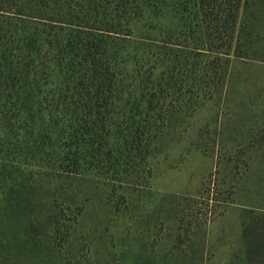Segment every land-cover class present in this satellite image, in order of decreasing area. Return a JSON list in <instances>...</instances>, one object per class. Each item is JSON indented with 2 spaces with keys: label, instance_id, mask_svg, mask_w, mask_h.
Instances as JSON below:
<instances>
[{
  "label": "rangeland",
  "instance_id": "obj_1",
  "mask_svg": "<svg viewBox=\"0 0 264 264\" xmlns=\"http://www.w3.org/2000/svg\"><path fill=\"white\" fill-rule=\"evenodd\" d=\"M137 3L144 181L0 159V264H264V0L241 1L227 50L199 0Z\"/></svg>",
  "mask_w": 264,
  "mask_h": 264
},
{
  "label": "trees",
  "instance_id": "obj_2",
  "mask_svg": "<svg viewBox=\"0 0 264 264\" xmlns=\"http://www.w3.org/2000/svg\"><path fill=\"white\" fill-rule=\"evenodd\" d=\"M199 1L210 47L227 50L242 0ZM140 13L137 0H0V159L144 181L158 131L124 55Z\"/></svg>",
  "mask_w": 264,
  "mask_h": 264
}]
</instances>
